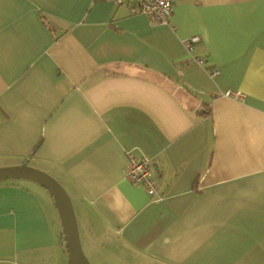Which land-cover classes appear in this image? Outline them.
<instances>
[{
    "label": "crops",
    "instance_id": "crops-1",
    "mask_svg": "<svg viewBox=\"0 0 264 264\" xmlns=\"http://www.w3.org/2000/svg\"><path fill=\"white\" fill-rule=\"evenodd\" d=\"M131 6L0 0V167L65 189L89 264H264V0H174L165 23ZM0 264H71L32 179H0Z\"/></svg>",
    "mask_w": 264,
    "mask_h": 264
},
{
    "label": "built area",
    "instance_id": "built-area-1",
    "mask_svg": "<svg viewBox=\"0 0 264 264\" xmlns=\"http://www.w3.org/2000/svg\"><path fill=\"white\" fill-rule=\"evenodd\" d=\"M115 3H124L125 0H112ZM174 0H132L131 11L139 12L147 15L151 20L165 23L173 10ZM198 39L197 36H192L184 41V45L188 52L193 51V44ZM193 62L204 66V60L197 56H191ZM217 69L210 71L211 76L218 74ZM227 94L230 92H226ZM240 97L241 94H234ZM127 163L123 168V175L128 180L144 186L146 193L153 197L157 193L156 176L151 159L138 148H129L125 150Z\"/></svg>",
    "mask_w": 264,
    "mask_h": 264
},
{
    "label": "water",
    "instance_id": "water-1",
    "mask_svg": "<svg viewBox=\"0 0 264 264\" xmlns=\"http://www.w3.org/2000/svg\"><path fill=\"white\" fill-rule=\"evenodd\" d=\"M23 177L44 186L58 206L63 223L65 246L71 264H89L82 252L72 204L65 189L49 174L22 163L16 166L0 167V179Z\"/></svg>",
    "mask_w": 264,
    "mask_h": 264
}]
</instances>
